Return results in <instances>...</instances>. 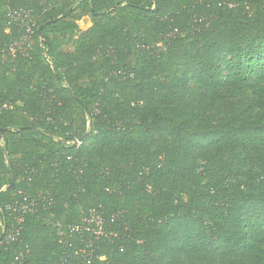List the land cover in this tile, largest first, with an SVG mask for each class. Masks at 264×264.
Masks as SVG:
<instances>
[{"label": "trees", "instance_id": "16d2710c", "mask_svg": "<svg viewBox=\"0 0 264 264\" xmlns=\"http://www.w3.org/2000/svg\"><path fill=\"white\" fill-rule=\"evenodd\" d=\"M19 11L0 264H264V0H0V50ZM20 193L37 203L6 242ZM93 209L105 236L68 233Z\"/></svg>", "mask_w": 264, "mask_h": 264}, {"label": "built area", "instance_id": "2783aa9c", "mask_svg": "<svg viewBox=\"0 0 264 264\" xmlns=\"http://www.w3.org/2000/svg\"><path fill=\"white\" fill-rule=\"evenodd\" d=\"M230 7H232L230 5ZM30 11H19V12H9L7 17L12 21H20L21 25L25 28V31L19 39L10 43L5 50H0V62H3L6 57L12 59L18 57L27 58L33 47L32 34L34 23L29 19ZM21 201H15L4 206V211L7 212L9 216H12L14 223L10 225L8 232L5 235L6 242H13L19 234L20 228L19 224L23 222V217L25 214L32 213L36 206L37 200L31 198L25 194H21ZM57 236L62 237L64 231L57 224ZM89 232L94 237L105 236L104 222L102 216L95 210H90L88 216L84 219L81 225H75L68 228V233H83ZM90 246L87 244V247Z\"/></svg>", "mask_w": 264, "mask_h": 264}, {"label": "rangeland", "instance_id": "374dc122", "mask_svg": "<svg viewBox=\"0 0 264 264\" xmlns=\"http://www.w3.org/2000/svg\"><path fill=\"white\" fill-rule=\"evenodd\" d=\"M76 24L79 30H85L91 25L88 18H83L80 21H78Z\"/></svg>", "mask_w": 264, "mask_h": 264}, {"label": "water", "instance_id": "95a60500", "mask_svg": "<svg viewBox=\"0 0 264 264\" xmlns=\"http://www.w3.org/2000/svg\"><path fill=\"white\" fill-rule=\"evenodd\" d=\"M14 188V184L10 183L9 186L6 187V189H13Z\"/></svg>", "mask_w": 264, "mask_h": 264}]
</instances>
